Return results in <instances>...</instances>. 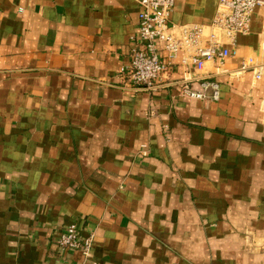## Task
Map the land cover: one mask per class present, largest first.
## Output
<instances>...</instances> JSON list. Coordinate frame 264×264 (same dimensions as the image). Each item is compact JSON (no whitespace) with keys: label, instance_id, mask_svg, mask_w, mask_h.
<instances>
[{"label":"crops","instance_id":"obj_1","mask_svg":"<svg viewBox=\"0 0 264 264\" xmlns=\"http://www.w3.org/2000/svg\"><path fill=\"white\" fill-rule=\"evenodd\" d=\"M217 2L174 0L170 22L209 26ZM138 15L0 0V264H84L54 244L71 224L94 233L92 264H264V8L221 64L178 55L130 93ZM207 78L217 101L182 95Z\"/></svg>","mask_w":264,"mask_h":264},{"label":"built area","instance_id":"obj_2","mask_svg":"<svg viewBox=\"0 0 264 264\" xmlns=\"http://www.w3.org/2000/svg\"><path fill=\"white\" fill-rule=\"evenodd\" d=\"M139 7L138 31L128 65L119 73L121 89L130 93L152 92L159 79L168 73L180 56L184 69L201 71L207 61L222 63L230 57L238 36L250 32L251 17L256 8H264V0H218L209 26L173 25L170 22L174 0H133ZM161 53L165 59H161ZM253 79L264 75V66H250ZM249 68L243 65L242 69ZM205 79V78H204ZM201 92L182 86L181 93L196 100L217 101L219 85L209 78L201 82ZM262 114L264 115V101ZM150 118L151 113L146 115ZM93 232H85L76 224L65 227L54 239L58 252L79 253L84 264H92Z\"/></svg>","mask_w":264,"mask_h":264}]
</instances>
